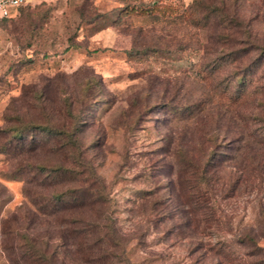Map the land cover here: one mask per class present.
Listing matches in <instances>:
<instances>
[{"label":"rangeland","instance_id":"obj_1","mask_svg":"<svg viewBox=\"0 0 264 264\" xmlns=\"http://www.w3.org/2000/svg\"><path fill=\"white\" fill-rule=\"evenodd\" d=\"M194 1L30 0L11 17L0 18V130L34 122L60 126L67 121V108L80 118L82 144L90 146L88 158L110 189L112 218L125 250L116 251L111 264L223 262L209 250V239L195 250L200 240L190 225L177 227L188 219L170 203L176 174L168 161H175V147L180 140L187 141L194 128V120L182 119L185 106L201 99L214 118L212 129L222 130L224 136L227 131L239 132L226 136L228 170L238 171L241 165L248 174L252 159L264 162V54L252 57L241 71L227 62L217 73L219 80L201 81L206 73L201 66L204 38L177 19ZM211 1L236 13L249 30L246 38L264 45V0ZM233 72L242 74L239 88L232 83ZM220 90L229 93L220 98ZM230 97L240 103L231 106ZM24 135L40 139L36 152L0 153V264H12L9 256L18 252L7 247H17L24 236L40 244L52 238L67 264H99L88 263L86 254L77 256L73 247L61 244L64 217L49 215L47 209L49 196L64 189L62 180H52L54 173L48 175V186L35 180L45 175H37L34 163L49 169L64 156L46 147L47 135ZM234 138L239 141H229ZM168 141L173 147L166 146ZM231 153L236 160H231ZM261 165L256 186L226 206L232 216L227 240H233L236 253L244 252L238 241L244 234L264 247ZM18 167L26 171L16 178ZM163 197L171 204L167 209L162 206L170 219H156L142 208L146 200ZM240 259L236 264H250Z\"/></svg>","mask_w":264,"mask_h":264},{"label":"trees","instance_id":"obj_2","mask_svg":"<svg viewBox=\"0 0 264 264\" xmlns=\"http://www.w3.org/2000/svg\"><path fill=\"white\" fill-rule=\"evenodd\" d=\"M218 5L210 0H196L191 7L177 16L182 23L202 33L204 41L201 47L205 62L201 63V66L206 69V73L200 78L204 82L219 80L217 73L222 71L223 65L227 62H231V65L235 64L236 71H241L242 67H248V64L244 67V63L252 57L264 54V45L247 39L249 30L242 25L236 13H229L222 2ZM17 10H13L11 14ZM9 17L11 15L5 18ZM240 73L233 72L236 74V81L232 83L238 88L243 81ZM227 90H220V98H225L229 93ZM230 101L231 106L240 103L238 98L235 100L230 97ZM206 110L203 100L198 99L194 104L185 106L180 112L183 120H194V128L187 141L182 139L187 144L180 140L175 147V161H168V168L176 174L171 180L173 195L170 203L177 206L175 212L188 219L177 227L190 225L192 234L200 240L195 250L202 247L205 239H209L207 246L214 254L220 255L223 259L221 264L224 262L236 264L239 256L240 260L246 261L245 263L250 261V264H264V247L256 238L248 234L241 235L238 240L244 252L242 250L236 253L233 250V240H227V236L232 234V216L226 210L231 199L239 196L249 187L256 186L255 184L260 181L262 171L259 165H264V162L260 164L252 159V162L247 164L251 165L248 167V174L241 165L239 174L237 170H228L226 152H224L228 147L226 136H233L239 132L227 131L224 136L222 130L212 129L210 121L214 118ZM67 111V121L60 126L51 122H34L0 130V134H5V137L0 136L3 140L2 143L0 142V153L12 152L23 155V153L36 152L42 145L40 139L35 136L26 137L24 132L30 135L33 132H40L50 137L46 147L53 152L61 153L64 156L63 161L49 166L51 167L49 169L48 165L36 162L33 168L36 169L38 176L45 175L43 180L35 179L39 185H49L47 180L50 173L57 175H52V180H62L64 189L49 196L47 209L49 215L64 217L62 224L65 226V231L60 238L61 244L73 247L75 249L73 252L77 256L86 254L84 259L88 263L111 264L110 261L118 256L116 251L125 250L112 218L110 189L97 175L93 160L88 158L90 146L82 144L83 124L80 118L74 116L70 108H67ZM254 134L256 136L257 133ZM229 141L235 143L239 140L234 138ZM166 146L171 148L173 143L168 141ZM231 156V160H236L232 153ZM25 169L18 167L15 177L18 178L22 171H26ZM141 196L143 202L146 194L143 193ZM166 199L163 197L162 201L148 203L146 200L142 208L156 219H159L158 216L170 219L168 212H162V206L167 209L171 205ZM165 222L167 220L163 224ZM213 236L217 237L214 243ZM23 238L25 241H21L17 247L11 244L7 247L18 252V254L14 252L10 254L12 264H67L66 260H61L59 245L54 244L52 238L48 237V240L42 244L31 241L26 236Z\"/></svg>","mask_w":264,"mask_h":264},{"label":"built area","instance_id":"obj_3","mask_svg":"<svg viewBox=\"0 0 264 264\" xmlns=\"http://www.w3.org/2000/svg\"><path fill=\"white\" fill-rule=\"evenodd\" d=\"M30 0H0V18H5L11 15L13 10L25 6Z\"/></svg>","mask_w":264,"mask_h":264}]
</instances>
